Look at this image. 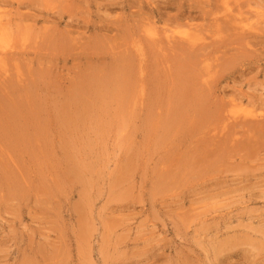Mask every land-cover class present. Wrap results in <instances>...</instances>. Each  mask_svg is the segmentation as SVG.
<instances>
[{"label": "rangeland", "instance_id": "rangeland-1", "mask_svg": "<svg viewBox=\"0 0 264 264\" xmlns=\"http://www.w3.org/2000/svg\"><path fill=\"white\" fill-rule=\"evenodd\" d=\"M18 1L0 264H264V0Z\"/></svg>", "mask_w": 264, "mask_h": 264}, {"label": "bare ground", "instance_id": "bare-ground-1", "mask_svg": "<svg viewBox=\"0 0 264 264\" xmlns=\"http://www.w3.org/2000/svg\"><path fill=\"white\" fill-rule=\"evenodd\" d=\"M14 1H16V0H0V6H13L14 5ZM23 1V0H22ZM24 1H26V0H24ZM63 1V0H62ZM41 3V2H40ZM62 3V2H61ZM17 4H19V6H18V9L19 8H21L20 6H21V1L19 0L18 2H17ZM33 4V3H32ZM22 5H26V4H22ZM30 6V5H29ZM36 6V5H35ZM225 7H226V10H228V11H230L231 13H232V10H230V8H229V5H228V2H226V4H225ZM1 8V7H0ZM204 8V7H203ZM206 9V8H205ZM201 10H202V7H201ZM203 11L204 10H202V14L201 15H207V14H203ZM207 11V10H206ZM7 12H5V11H2V10H0V44L2 43V42H4L7 38H9V36H10V34H11V24H10V22H9V20H7V15L8 14H10V13H7ZM20 13V12H19ZM208 14L209 13H211V10L209 11L208 10V12H207ZM264 13V12H263ZM238 14V13H237ZM20 15V14H19ZM22 15V14H21ZM210 15V14H209ZM191 16V15H190ZM202 18H203V16H202ZM205 18H206V16H205ZM25 19H27V17L25 18ZM24 19V20H25ZM217 20V19H216ZM244 20V19H243ZM26 21V20H25ZM263 21V20H262ZM261 21V22H262ZM217 22V21H216ZM240 22H244V21H241V19H240ZM239 21H238V19H235V21H234V23H237L236 25H238V23H240ZM258 26H259V24H258ZM260 26H262V25H260ZM195 29L197 30V28L195 27ZM262 29V28H261ZM260 29V30H261ZM194 30H192V28L190 27V29H188L187 31H185V32H183V33H181V39L180 40H182V42H183V44H186L187 43V46L189 47L188 49H189V51H191V48L193 49L194 48V46H196L198 43L197 42H200L202 39H203V37H201L200 35H198V34H195L194 32H193ZM263 31V30H262ZM155 35V34H154ZM154 35H152V40L156 43V45H162L161 43H159L158 41H159V39H155V36ZM213 36H215V35H213ZM166 39H167V41L166 42H168V43H172L171 45H173V41L175 42L176 40L173 38V36L170 34H166ZM245 40V39H244ZM178 42V41H177ZM63 44H64V42H63ZM54 45H55V43H54ZM155 45V46H156ZM182 45V44H181ZM244 45H246L245 43H244ZM179 46V45H178ZM186 46V45H185ZM199 46V45H198ZM157 48V47H156ZM158 48H160V47H158ZM184 48V47H183ZM182 48V49H183ZM180 49H181V47H180ZM56 50V49H55ZM162 50H163V48H162ZM166 50V49H165ZM193 50H195V49H193ZM181 51V50H180ZM183 52V51H182ZM4 54V53H3ZM198 55V54H197ZM196 55V56H197ZM185 56V55H184ZM200 56V55H199ZM202 56V55H201ZM3 57H1L0 58V63L2 62V60L4 59H2ZM180 61H181V59H180ZM129 62V61H128ZM187 63H189V62H187ZM186 63V64H187ZM1 65V64H0ZM128 65H130V64H128ZM211 65V64H210ZM188 66V65H187ZM191 66V65H190ZM127 67V66H126ZM179 67H181L180 66V64H179ZM192 68H193V66H192ZM126 71V70H125ZM187 72V71H186ZM185 72V73H186ZM93 73V72H92ZM190 73H192V72H189V73H187V74H190ZM192 76V75H191ZM92 77H93V75H92ZM90 78V77H89ZM88 78V79H89ZM184 78V77H183ZM91 80V79H90ZM90 82V81H89ZM103 82V81H102ZM85 83V82H84ZM90 84V83H89ZM84 85V84H83ZM101 85V84H100ZM88 88L90 89V87L88 86ZM87 87H86V89H88ZM185 91V90H184ZM191 91V90H190ZM193 92V91H192ZM193 94V93H192ZM199 94V93H198ZM198 97V96H197ZM193 99V98H192ZM201 101V100H200ZM188 103H190L189 102V100H188ZM191 105V104H190ZM183 106V105H182ZM186 107V106H185ZM193 107H194V105H193ZM177 108H179L178 106H177ZM259 108V107H258ZM182 109V108H181ZM186 110H187V108H186ZM245 110H247V109H245ZM257 110V109H256ZM248 111V110H247ZM247 111H244V113L246 112L247 114H250L249 113V111H251V110H249L248 112ZM188 112V111H187ZM252 112V114H251V116L252 117H256L255 116V113H254V111H251ZM197 113V112H196ZM245 113V114H246ZM254 113V114H253ZM16 114V113H15ZM264 114V113H263ZM217 115V114H216ZM257 115V114H256ZM17 116V115H16ZM205 116V115H204ZM246 116V115H245ZM259 116H263L262 114H260ZM211 117V116H210ZM213 117H215V116H213ZM223 117V116H222ZM248 117V116H247ZM206 118V117H205ZM207 118H209L208 116H207ZM246 118V117H245ZM250 118V117H249ZM212 118H210V122L211 121H213V120H211ZM215 119V118H214ZM218 119V118H217ZM257 119V118H256ZM259 119V118H258ZM7 119H5L4 120V122L6 121ZM14 120H16V119H14ZM208 120V119H207ZM207 120L205 119L204 121L205 122H207ZM222 120H226L225 118L224 119H222ZM260 120H261V118H260ZM229 121H230V119H229ZM254 121V120H253ZM225 122V121H224ZM12 123V122H11ZM222 123H223V121H222ZM252 123V122H251ZM258 124H259V130H258V132H260L261 134H263L264 135V120H261V121H258L257 122ZM256 122H255V125L257 124ZM5 124V123H4ZM10 124V123H9ZM201 124V123H200ZM228 124V123H227ZM243 124V123H242ZM242 124H241V126H242ZM207 125V124H206ZM209 125V124H208ZM248 125V124H247ZM246 125V126H247ZM239 126V125H238ZM253 126V125H252ZM257 126V125H256ZM256 126H254L255 128H256ZM8 127H9V125H8ZM13 127V126H12ZM203 127H204V125H203ZM235 127H237V126H235ZM248 127H250L251 128V126L250 125H248ZM247 127V128H248ZM205 128V127H204ZM233 128V127H232ZM240 128H242V127H240ZM239 128V129H240ZM249 128V129H250ZM229 130V129H228ZM235 130V128L233 129V131ZM244 131V130H243ZM248 131H251V130H248ZM231 132H232V130H231ZM236 132V131H235ZM235 132H233V133H235ZM238 132V131H237ZM254 132H256V134H257V131H254ZM239 133H241V132H239ZM242 134V133H241ZM259 134V133H258ZM233 135V134H232ZM231 135V136H232ZM237 135V134H236ZM246 135V134H245ZM254 135H255V133H254ZM234 138V137H233ZM246 139V138H245ZM261 139V138H260ZM235 140V139H234ZM249 140V139H248ZM251 140V139H250ZM254 140V139H253ZM256 140V139H255ZM258 140V139H257ZM226 141V140H225ZM261 141H262V139H261ZM243 142V141H242ZM241 142V143H242ZM247 142V141H246ZM258 142V141H257ZM257 142H255V143H257ZM260 142V141H259ZM263 142V141H262ZM261 142V143H262ZM226 143V142H225ZM253 143V142H252ZM244 144V143H243ZM260 145V144H259ZM233 146V145H232ZM240 146V145H239ZM248 146H249V144H248ZM226 147V146H225ZM232 148V147H231ZM259 148H260V146H259ZM242 149V148H241ZM247 149V148H246ZM245 149V150H246ZM249 149V148H248ZM225 150V149H224ZM228 150H231L230 149V146H229V148H228ZM227 150V151H228ZM233 150V149H232ZM232 150H231V152H232ZM234 151H236L235 149H234ZM233 151V152H234ZM248 152H251V151H249V150H247ZM246 151V152H247ZM255 151V150H254ZM232 152V153H233ZM253 152V151H252ZM241 154V153H240ZM257 154V153H256ZM235 155V154H234ZM238 155V154H237ZM236 155V156H237ZM245 156H247V155H244L243 157H245ZM242 158V157H241ZM216 162V161H215ZM215 164V163H214ZM213 164V165H214Z\"/></svg>", "mask_w": 264, "mask_h": 264}]
</instances>
